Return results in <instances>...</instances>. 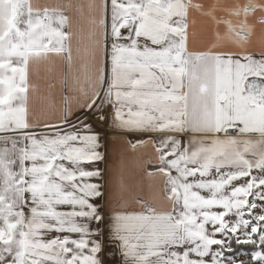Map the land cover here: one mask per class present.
Here are the masks:
<instances>
[{
    "label": "snow or ice",
    "instance_id": "obj_1",
    "mask_svg": "<svg viewBox=\"0 0 264 264\" xmlns=\"http://www.w3.org/2000/svg\"><path fill=\"white\" fill-rule=\"evenodd\" d=\"M110 3L96 41L105 63L81 111L66 100L59 123L36 130L28 65L49 53L71 62L68 17L0 0V264H103L105 238L123 264H264V51L243 48L248 16L264 5L230 9L238 24L217 21L241 47L233 52L189 50L188 10L202 7L192 0ZM93 118L149 136L171 210L140 201L139 211L105 212Z\"/></svg>",
    "mask_w": 264,
    "mask_h": 264
},
{
    "label": "crops",
    "instance_id": "obj_2",
    "mask_svg": "<svg viewBox=\"0 0 264 264\" xmlns=\"http://www.w3.org/2000/svg\"><path fill=\"white\" fill-rule=\"evenodd\" d=\"M249 0H192L202 7L188 10V48L190 51H241V47L227 37V25L218 20L230 19L233 24L243 20L229 10L244 5ZM264 5V0H252ZM40 9H59L68 17L64 31L71 33L69 46L71 62L66 54L49 53L30 60L27 70L29 89L27 108L29 123L39 130L44 124L59 123L67 100L71 113L81 111L84 93L91 90L95 68L105 63V56L96 45L101 38L98 26L104 0H31ZM111 3L108 0V23L110 26ZM252 31L244 50L264 51V11L257 9L248 16ZM219 33V37L218 34ZM87 66V69H86ZM110 70V60L107 62ZM111 111V109H106ZM93 129L101 135L104 160L95 165L102 171V179L94 180L103 186L105 212L141 210L140 201L154 206L158 211H168L172 202L168 199L165 177L156 173L154 147L148 135L138 132H123L111 126V120L101 123L93 118ZM76 123V121H73ZM154 138V137H153ZM137 141H145L138 144ZM135 145V147H133ZM149 173H152L149 175ZM251 199V197H250ZM110 219V217H109ZM99 258L106 263L123 264L113 242L102 240Z\"/></svg>",
    "mask_w": 264,
    "mask_h": 264
},
{
    "label": "trees",
    "instance_id": "obj_3",
    "mask_svg": "<svg viewBox=\"0 0 264 264\" xmlns=\"http://www.w3.org/2000/svg\"><path fill=\"white\" fill-rule=\"evenodd\" d=\"M253 250L255 249H253L251 245H245L243 248L239 249L241 253H250Z\"/></svg>",
    "mask_w": 264,
    "mask_h": 264
},
{
    "label": "rangeland",
    "instance_id": "obj_4",
    "mask_svg": "<svg viewBox=\"0 0 264 264\" xmlns=\"http://www.w3.org/2000/svg\"><path fill=\"white\" fill-rule=\"evenodd\" d=\"M237 259L250 260L251 257H250V255H238Z\"/></svg>",
    "mask_w": 264,
    "mask_h": 264
},
{
    "label": "built area",
    "instance_id": "obj_5",
    "mask_svg": "<svg viewBox=\"0 0 264 264\" xmlns=\"http://www.w3.org/2000/svg\"><path fill=\"white\" fill-rule=\"evenodd\" d=\"M105 264H112L111 258H108Z\"/></svg>",
    "mask_w": 264,
    "mask_h": 264
}]
</instances>
